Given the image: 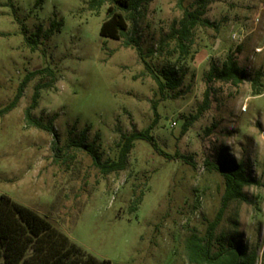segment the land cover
Segmentation results:
<instances>
[{
	"label": "rangeland",
	"instance_id": "374dc122",
	"mask_svg": "<svg viewBox=\"0 0 264 264\" xmlns=\"http://www.w3.org/2000/svg\"><path fill=\"white\" fill-rule=\"evenodd\" d=\"M89 1L0 0V109L28 74L53 71V77H32L16 106L0 116V193L46 217L80 248L110 264H187L184 239L192 229L204 232L224 190L222 177L207 171L205 162H241L257 183L243 188L246 202L228 205L217 233L255 249L260 264L264 0H151L135 12L110 0L93 10ZM110 6L125 17L127 35L138 40L141 55L123 39L99 35ZM186 11L201 14L183 41L187 53L182 55L172 34ZM52 22H60L59 29L48 39L41 34L32 48L27 38ZM229 53L245 71L238 86L207 78L211 66ZM146 64L157 74L174 68L180 84L162 96ZM256 75L261 94L252 95ZM47 82L51 86L39 90L31 116L51 125L52 132L25 119L36 86ZM154 119L151 135L158 146L190 157L195 166L168 160L137 139L125 169L102 174L84 145H92L102 162L114 161L123 136L146 129Z\"/></svg>",
	"mask_w": 264,
	"mask_h": 264
},
{
	"label": "trees",
	"instance_id": "16d2710c",
	"mask_svg": "<svg viewBox=\"0 0 264 264\" xmlns=\"http://www.w3.org/2000/svg\"><path fill=\"white\" fill-rule=\"evenodd\" d=\"M106 1L109 0H90L89 8L98 9ZM110 1L120 10L135 12L141 4L148 3L151 0ZM200 14L199 11H186L179 20V27L172 34V37H176L178 40V47L182 55L187 53V46L183 41L188 39L191 29L199 20ZM106 15V18L101 23L99 35L115 40L123 39V44L126 47L133 46L138 55H141L142 52L138 40L127 35V22L122 13L110 6ZM203 23L211 25L208 20H203ZM59 26L60 22H52L50 27L44 31L41 26H38L31 38H27V41L34 48L38 44L41 34L48 39L54 31L59 29ZM146 68L157 84L162 96L166 94L167 89H174L180 84L181 77L174 79V68L172 67L164 69L161 74L154 72L147 64ZM37 74H46L53 77V71L50 68H42L28 74L20 83L12 101L0 109V116L16 106L26 83ZM245 77V71L238 65L237 59L232 53H229L219 66L213 64L207 73L209 80L229 83L233 86L243 83ZM257 80L258 75L251 82L252 95L261 94L257 89ZM50 86L51 84L48 82L37 85L32 96V103L25 110V119L29 125L48 132L53 131L52 126L33 118L31 110L36 107L39 90ZM153 107L155 108V105ZM205 107L206 105L202 106L200 110H204ZM197 117L198 114L192 116L189 121L184 123L181 134L187 131L190 123L196 120ZM155 123L156 119L146 129L123 136L118 157L114 161L102 162L100 155L92 145L85 144L84 147L91 156L94 165L102 174L124 170L128 154L137 139L147 141L158 155L168 160L179 159L195 166L190 157L178 153L168 154L158 146L155 138L151 135V129ZM83 140L84 135L79 143L82 144L83 142L81 141ZM204 166L207 171H215L222 177L224 190L221 195L220 207L214 218L207 222L204 232L199 233L197 229H192L185 237L183 248L187 264H255L258 260V254L255 249H244L241 245L227 238L224 233H217V228L228 205L233 201L246 202L248 199L243 188L257 182L245 174L241 162L227 159L219 163L206 161ZM139 201V198L134 199L136 205ZM0 264H110V262L105 259H97L87 253L46 217L30 207L13 200L7 194L0 193ZM260 264H264V248Z\"/></svg>",
	"mask_w": 264,
	"mask_h": 264
},
{
	"label": "built area",
	"instance_id": "2783aa9c",
	"mask_svg": "<svg viewBox=\"0 0 264 264\" xmlns=\"http://www.w3.org/2000/svg\"><path fill=\"white\" fill-rule=\"evenodd\" d=\"M236 37H237V35L234 33V34L232 35V38L235 39Z\"/></svg>",
	"mask_w": 264,
	"mask_h": 264
}]
</instances>
